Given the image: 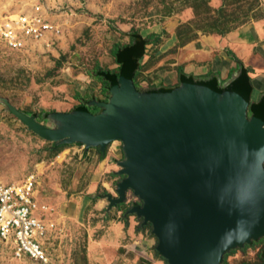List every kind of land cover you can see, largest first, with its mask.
I'll use <instances>...</instances> for the list:
<instances>
[{"label":"rangeland","instance_id":"obj_1","mask_svg":"<svg viewBox=\"0 0 264 264\" xmlns=\"http://www.w3.org/2000/svg\"><path fill=\"white\" fill-rule=\"evenodd\" d=\"M12 1L0 0V15L20 12L8 7ZM16 1L28 3L26 9L51 30L20 49L0 38V180L21 182L33 171L40 174V192L55 208L59 225L46 241L48 264H159L147 256L168 264L156 250L152 224L139 213L143 198L133 187L122 191L130 160L124 140L102 145L48 138L15 110L58 129L70 124L69 117L106 114L122 76L143 95L173 92L179 88L160 82L155 90L154 67L201 34L224 36L243 24L264 27V0ZM183 79L185 86L197 80ZM114 224L141 238L136 261L128 246L112 239ZM0 264L39 263L5 256ZM219 264H264V236L224 251Z\"/></svg>","mask_w":264,"mask_h":264},{"label":"water","instance_id":"obj_2","mask_svg":"<svg viewBox=\"0 0 264 264\" xmlns=\"http://www.w3.org/2000/svg\"><path fill=\"white\" fill-rule=\"evenodd\" d=\"M144 95L122 76L106 114L49 129L61 130L56 139L124 140L130 160L122 191L133 187L143 198L139 213L153 226L159 255L168 264H219L227 238L264 226V120L248 118L240 96L200 94L192 84L146 95L157 108L149 113Z\"/></svg>","mask_w":264,"mask_h":264},{"label":"crops","instance_id":"obj_3","mask_svg":"<svg viewBox=\"0 0 264 264\" xmlns=\"http://www.w3.org/2000/svg\"><path fill=\"white\" fill-rule=\"evenodd\" d=\"M169 48L170 46L165 48V51ZM177 50L154 67L156 79L153 81L149 79V81L157 85L156 91L162 88L160 84L183 88L186 83L183 77L193 76L198 81L193 79L192 84L200 90V94L208 89L219 94L220 97L240 96L246 101V112L264 120V27L262 23L243 24L224 36L201 34L198 39L177 47ZM160 53L161 50L156 54ZM164 63L167 67L160 68ZM147 73L151 74V72ZM113 228L112 239L117 245L128 246L130 250L128 254L133 252V260L136 261L140 257L139 235L131 238L132 231L125 232V228L120 224H114ZM148 259L162 264L161 260L150 259L147 256L146 260Z\"/></svg>","mask_w":264,"mask_h":264},{"label":"built area","instance_id":"obj_4","mask_svg":"<svg viewBox=\"0 0 264 264\" xmlns=\"http://www.w3.org/2000/svg\"><path fill=\"white\" fill-rule=\"evenodd\" d=\"M19 19L0 18V38L11 48L41 40L51 30L34 14L23 11ZM40 190L41 176L34 171L21 182L0 181V259L11 256L22 260L26 256L39 264L49 263L46 241L59 231V225L55 208Z\"/></svg>","mask_w":264,"mask_h":264},{"label":"bare ground","instance_id":"obj_5","mask_svg":"<svg viewBox=\"0 0 264 264\" xmlns=\"http://www.w3.org/2000/svg\"><path fill=\"white\" fill-rule=\"evenodd\" d=\"M19 3L20 4L23 3L22 6H18V5H20ZM25 3L26 2H19V1L13 0L12 3H10L12 5H8V7H11L13 9H15V8L17 9V7H19L17 11L18 12L20 11V12L17 13V14H14L13 12L15 10L12 13H9V10H2L3 12L1 13L0 18L5 15V16H7V18H9L10 21H15V20L16 21H19L20 20L19 19L20 18V14L23 13V11H24V13H31V11H28L26 9L28 7V3H26V4ZM3 6H5V5H2V7ZM21 8H23V10ZM2 9H7V8H2ZM37 10H38V8H37ZM144 100H145V104H144V106H142L143 109L141 108L142 111H144L146 113H149V111L151 112L152 110H156L157 109V108L155 109L154 106H151V104L149 103L148 98H147L146 95H144ZM171 108H173V107H170V108L164 107V111H168V109H171ZM169 111H171V110H169ZM15 112L21 118L26 119V121L30 122L32 124L33 128L37 132H39L40 134H43L44 136H46L48 138L51 137V138H55L56 139V138H60V137L63 136V133L61 132V130H58L57 131L58 133L57 134H54L53 132H51V130L49 128H46L45 126H42L41 124L37 123L33 118L29 117L28 115H25L24 113L19 112L17 110H15ZM83 140H85V141L87 140L88 141L89 139H87L86 137H84ZM127 144H128L130 150L133 153L134 152H137L139 155L141 154L140 153V150L138 148L134 147L131 144V142H128ZM139 159L136 161L137 163H138ZM0 181H2V180H0ZM9 183H12V182H9ZM262 235L264 236V226H263V229L260 232L256 233V234H249L247 232H245V233L240 232L238 238L237 237H229V238H227L225 240V243L221 247H224L223 250H227V249H229L231 247L238 246L241 243H244V242H247V241L249 242L250 239H254V238L259 237V236H262ZM14 259H16V258H14Z\"/></svg>","mask_w":264,"mask_h":264},{"label":"trees","instance_id":"obj_6","mask_svg":"<svg viewBox=\"0 0 264 264\" xmlns=\"http://www.w3.org/2000/svg\"><path fill=\"white\" fill-rule=\"evenodd\" d=\"M189 41H191V40H189ZM189 41H188V42H189ZM184 43H185V42H184ZM99 80H100V82H102L104 85H106V84L108 83V80H107L106 78H104V77H100ZM103 91H104L105 94H109V91L107 90V88H104ZM93 110H94V112H97V111H98V107H94ZM140 261H141V260H140ZM140 261H139V262H140ZM141 262H142V261H141Z\"/></svg>","mask_w":264,"mask_h":264}]
</instances>
